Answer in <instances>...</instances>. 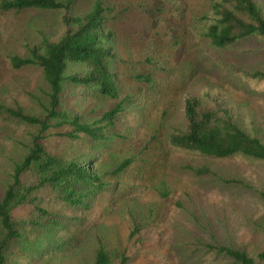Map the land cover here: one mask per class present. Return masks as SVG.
Here are the masks:
<instances>
[{
  "label": "rangeland",
  "instance_id": "1",
  "mask_svg": "<svg viewBox=\"0 0 264 264\" xmlns=\"http://www.w3.org/2000/svg\"><path fill=\"white\" fill-rule=\"evenodd\" d=\"M97 1L106 8V26L113 32L120 94L130 97L131 104L98 148L70 144L60 135L69 127L48 131L43 143L55 157L81 158L99 168L107 189L87 210L65 205L50 189L37 191L32 204L13 210V219L32 222V211L38 206L63 227L54 241H48L22 225L25 241L11 244L6 264H92L95 233L104 238L113 264H121L122 256L128 264H232L212 255L188 259L176 249L179 243L196 238L210 241L212 236L251 254L264 251V233L259 229L264 224V203L255 194L181 170L188 164L209 165L220 176L239 178L264 190V164L243 158L215 160L177 151L170 144L174 129L187 128L188 97L202 98L208 106L225 103L246 130H257L264 137V80L245 74L264 71V42L253 39L225 50L214 48L206 33L215 18L212 4L220 0H77L71 15L86 13ZM258 1L264 6V0ZM64 15L0 10V104H18L28 113H39L33 97L43 99L41 70L36 66L15 70L11 61L30 58L29 48L38 42L41 31L53 39L61 35ZM140 76H150L152 83L140 81ZM74 92L68 107L86 122L101 118L114 105L113 99L93 90ZM36 132L0 115L1 195L11 182L14 165L28 151L30 134ZM128 158L133 160L131 167L112 177L115 167ZM22 182L33 185L37 178L29 172ZM162 183L172 191L167 199L157 191ZM127 206L141 221L154 219L133 237Z\"/></svg>",
  "mask_w": 264,
  "mask_h": 264
},
{
  "label": "trees",
  "instance_id": "2",
  "mask_svg": "<svg viewBox=\"0 0 264 264\" xmlns=\"http://www.w3.org/2000/svg\"><path fill=\"white\" fill-rule=\"evenodd\" d=\"M76 2L6 0L0 4L1 11L40 10L66 14L61 20L64 29L61 35L53 39L41 31L38 42L29 48L30 58L13 57L11 61L15 70L30 66L41 70L43 99L33 97L39 106L38 114L28 113L18 104H0V115L37 130L30 134L28 151L14 165L11 182L3 195L0 194V264L7 263L12 243L25 241L22 225L36 231L37 238H47L48 241H54L56 232L62 229L63 224L52 213L38 206L32 211V222L22 224L13 219V210L30 202L32 204V196L37 191L50 189L65 205L87 210L91 201L108 186L99 168L93 169L81 158L62 160L55 157L43 143L48 131L69 127V132H61L60 135L70 144L86 143L87 147L95 145L98 148L107 141L108 133L131 104L130 97L121 96L116 79L113 32L106 26V8L97 1L86 13L71 15ZM212 11L215 18L208 27L206 38L214 48L225 50L253 39L264 42V6L258 0H220L213 2ZM72 67H76L77 71L71 72ZM245 74L252 80H264V71ZM139 80L152 83L150 76H140ZM77 88L93 90L111 98L114 105L101 118L86 122L68 107ZM184 113L186 130L177 128L170 135V144L177 151L195 152L215 160L243 158L264 164V137L257 130H246L225 103L215 102L208 106L202 98L188 97ZM132 164L133 160L129 158L120 162L112 171V177H120ZM181 170L196 178L213 177L222 186L249 191L264 203V190L256 189L239 178L220 176L209 165L188 164L181 166ZM29 172L37 178V183L23 184L22 178ZM157 191L163 199L172 194L165 183L159 184ZM127 214L133 225L132 237L154 221L152 217L146 221L137 219L130 206H127ZM259 229L264 233V224H260ZM34 243L37 246V239ZM94 246L92 264H113V254L98 233H95ZM176 249L188 259L212 255L232 264H264V251L251 254L245 249L224 245L213 236L210 241L196 238L179 243ZM121 258V264H128L127 258Z\"/></svg>",
  "mask_w": 264,
  "mask_h": 264
}]
</instances>
